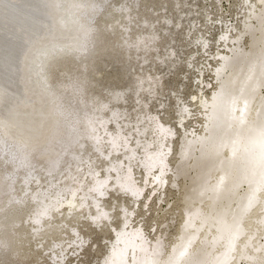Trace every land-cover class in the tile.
I'll list each match as a JSON object with an SVG mask.
<instances>
[{"label":"bare ground","instance_id":"bare-ground-1","mask_svg":"<svg viewBox=\"0 0 264 264\" xmlns=\"http://www.w3.org/2000/svg\"><path fill=\"white\" fill-rule=\"evenodd\" d=\"M107 1L0 0V249L12 240L24 252L33 239L39 261L81 264L84 247L98 250L87 243L98 232L101 264H264V0H242L241 20L224 27L213 55L215 83L198 70V94L174 123L110 107L125 103L123 93L87 109L83 77L52 87L60 61L94 45L97 53L100 27L133 16L121 6L98 29ZM193 28L207 54L209 39ZM141 34L120 44L135 55L156 49V36ZM137 78L135 95L162 81ZM136 100L135 110L147 108Z\"/></svg>","mask_w":264,"mask_h":264},{"label":"rangeland","instance_id":"rangeland-1","mask_svg":"<svg viewBox=\"0 0 264 264\" xmlns=\"http://www.w3.org/2000/svg\"><path fill=\"white\" fill-rule=\"evenodd\" d=\"M133 1L134 0L107 1L106 7L100 12L101 14L99 13L97 18H95V25L99 23L96 27H100L103 21L105 22L113 15L117 16V8L121 6L128 5L130 8L128 12L133 14V16L125 21L120 19L115 24H110L111 28L109 27L107 31L102 27H100L101 29L97 27L99 29V31L97 30L98 35L101 34L104 36L103 44L99 46L97 53L94 52V45L90 50L91 52L89 51V54L85 55L83 59L75 62L71 61V64L67 60H65L66 63L60 61L63 64L60 65L59 68H54L53 72L50 73V76L52 75L50 79L51 84H53L52 87L60 86L61 84L59 85V82H61V80H63L64 84L65 82H69L70 84L75 82V76H77L79 80L83 77L82 80L84 82L81 80L84 87L83 96H85V100L83 98V104L87 105V109L93 108L96 104L101 102H111L109 98L112 95L115 93H123L122 96L125 103L121 102V104H117V102H111L109 106L112 108L118 107L121 111L125 110V112L129 113L131 118H134L133 114L135 111L146 112L145 110L148 109L153 113L157 112L162 122L166 123V121H170L174 123L177 121L178 108L182 107V104H191L192 95L198 94L196 89L198 82L197 76L199 75L198 70L204 71V84L206 82L215 83L209 72L211 68L215 67V63L212 59L213 55H216L219 38L221 34L226 31L224 27L235 26L239 23L246 6L243 5L242 0H137V6L132 8L134 5L132 4L134 3ZM105 10L108 11V15ZM103 11L106 14L105 17L102 15ZM143 22H147L150 29L148 25H144ZM194 26L196 29H201V32L209 39L208 44L211 48L208 52L209 54H205L204 51L199 50L200 48L195 40L199 35L196 36V32L193 28ZM124 27L127 28V35H123L125 31ZM147 32L153 33L156 36L155 42L153 44H148V46L153 45L156 49L146 54L142 49L143 53L140 54L141 51L136 52V55H138L136 56L130 48L132 47L131 45L123 48L120 44L122 38L126 39V41L128 40V43L130 41L133 43L135 42L134 39L136 40L141 33V36L145 37V33ZM131 42L129 44H131ZM144 60L148 61L143 62ZM87 63L92 65L87 66ZM63 65L66 68L62 71L64 68L62 67ZM85 67L87 68L85 69ZM81 74L83 76H81ZM150 74L156 80L162 78L160 84L154 87V94L149 95L147 90H145L146 92L139 91V93L135 95V91L137 90V77H147V75ZM59 78H61V80H59ZM201 79L200 77V80ZM205 92L208 95L210 92L209 88H207ZM89 96H95V98H91L93 102L86 101L89 100ZM138 97L141 101L147 103V108H140V106V110H135V108H133V106L138 104L136 100ZM65 98L67 100L70 98V96H67V92ZM177 98L181 101H178ZM77 100L81 102L80 99ZM81 108L83 107L81 106ZM81 108H79V104H77V110L81 111ZM192 109L194 110L193 107ZM197 110L199 111L201 108H197ZM108 111V109L105 110L103 114L108 115ZM189 126H191L190 123L186 124L187 128ZM112 128H114V126ZM177 130L179 131V128H177ZM180 133L181 132H179L177 136H179ZM175 146L176 144H172V149H176ZM8 167L9 166L5 167V170H7ZM0 171H4L3 168H1ZM174 197H168V199H170L171 203H174V205L178 203L177 206H181L182 203L177 200L178 195L177 199L176 196ZM163 208L167 209L165 206ZM175 213L177 214L175 215V224L177 225L179 222H177V220H180L178 217L179 211L178 213L175 211ZM160 221L163 220L161 219ZM176 227L177 226L170 230L171 234L174 235L176 233ZM6 229L8 230V228H5V231ZM83 234H86V229L83 230ZM12 236L14 237V235ZM105 237L109 236L106 235ZM101 239L102 234L100 235L98 232L91 235L90 240L87 242L88 246L95 241L98 245V250L89 251L87 247H84L85 252L80 257L82 260L81 264H101V259L105 255L104 242ZM9 241L8 247L0 249V264H42L41 262L44 260L49 264L47 258L41 261L37 258L36 253L39 247L36 248L34 246L33 239L29 241V246L27 244L25 245L26 247L24 246L27 249L24 251H27L26 253L18 250L20 248L19 242ZM4 249L5 252H3ZM79 253H82V251ZM22 257L23 259H21ZM67 263L69 264V261H67ZM73 264H78V262L76 261Z\"/></svg>","mask_w":264,"mask_h":264},{"label":"snow or ice","instance_id":"snow-or-ice-1","mask_svg":"<svg viewBox=\"0 0 264 264\" xmlns=\"http://www.w3.org/2000/svg\"><path fill=\"white\" fill-rule=\"evenodd\" d=\"M205 47H207L206 44H205ZM117 135H119V134H117ZM110 143L112 144V148H113V149H116V148L118 147V144H116V143H114V142H112V141H110ZM126 146H127V145H126V143H125V147H126ZM116 154L118 155L119 153L116 152ZM149 159L152 161V167L155 168V165H156L157 161H156L155 159H153L152 157H149Z\"/></svg>","mask_w":264,"mask_h":264}]
</instances>
